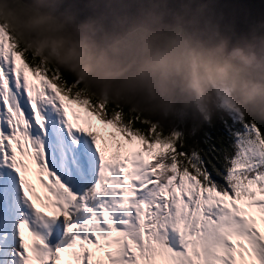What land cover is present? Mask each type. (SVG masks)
<instances>
[{"label": "snow or ice", "instance_id": "6c2138e0", "mask_svg": "<svg viewBox=\"0 0 264 264\" xmlns=\"http://www.w3.org/2000/svg\"><path fill=\"white\" fill-rule=\"evenodd\" d=\"M0 264H264V128L204 171L69 95L0 28Z\"/></svg>", "mask_w": 264, "mask_h": 264}, {"label": "clouds", "instance_id": "9594fccd", "mask_svg": "<svg viewBox=\"0 0 264 264\" xmlns=\"http://www.w3.org/2000/svg\"><path fill=\"white\" fill-rule=\"evenodd\" d=\"M0 28L69 95L181 148L177 126L218 114L264 128V20L238 29L216 0H0Z\"/></svg>", "mask_w": 264, "mask_h": 264}, {"label": "trees", "instance_id": "16d2710c", "mask_svg": "<svg viewBox=\"0 0 264 264\" xmlns=\"http://www.w3.org/2000/svg\"><path fill=\"white\" fill-rule=\"evenodd\" d=\"M249 128L246 122L241 123L238 118L223 114L214 116L210 123L189 121L176 127L185 139V146L177 145V151L184 153L197 168L223 172L247 142Z\"/></svg>", "mask_w": 264, "mask_h": 264}, {"label": "water", "instance_id": "95a60500", "mask_svg": "<svg viewBox=\"0 0 264 264\" xmlns=\"http://www.w3.org/2000/svg\"><path fill=\"white\" fill-rule=\"evenodd\" d=\"M226 17L235 18L237 28L244 30L248 23L264 20V0H216Z\"/></svg>", "mask_w": 264, "mask_h": 264}]
</instances>
